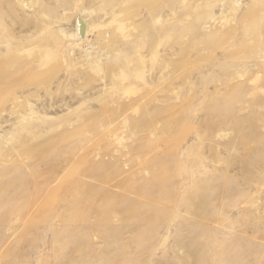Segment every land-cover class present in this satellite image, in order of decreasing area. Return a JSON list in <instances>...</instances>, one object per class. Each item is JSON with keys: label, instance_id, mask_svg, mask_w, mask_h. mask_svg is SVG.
Returning a JSON list of instances; mask_svg holds the SVG:
<instances>
[{"label": "rangeland", "instance_id": "374dc122", "mask_svg": "<svg viewBox=\"0 0 264 264\" xmlns=\"http://www.w3.org/2000/svg\"><path fill=\"white\" fill-rule=\"evenodd\" d=\"M0 264H264V0H0Z\"/></svg>", "mask_w": 264, "mask_h": 264}, {"label": "bare ground", "instance_id": "6f19581e", "mask_svg": "<svg viewBox=\"0 0 264 264\" xmlns=\"http://www.w3.org/2000/svg\"><path fill=\"white\" fill-rule=\"evenodd\" d=\"M83 20H81V22H82ZM82 27H81V30H82V34H84V33H86V31H87V27L85 26V24L84 23H82V25H81ZM5 218V217H4Z\"/></svg>", "mask_w": 264, "mask_h": 264}]
</instances>
